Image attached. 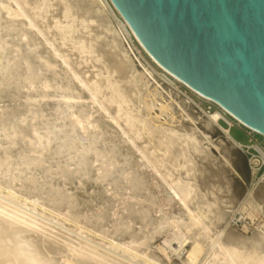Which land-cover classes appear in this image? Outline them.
<instances>
[{
	"label": "bare ground",
	"instance_id": "6f19581e",
	"mask_svg": "<svg viewBox=\"0 0 264 264\" xmlns=\"http://www.w3.org/2000/svg\"><path fill=\"white\" fill-rule=\"evenodd\" d=\"M51 1L0 0V264H161L158 236L190 245L184 264H264V192L242 204L262 216L244 237L221 228L224 197L205 175L222 146L209 127L234 142L235 118L219 107L202 130L109 0Z\"/></svg>",
	"mask_w": 264,
	"mask_h": 264
},
{
	"label": "water",
	"instance_id": "95a60500",
	"mask_svg": "<svg viewBox=\"0 0 264 264\" xmlns=\"http://www.w3.org/2000/svg\"><path fill=\"white\" fill-rule=\"evenodd\" d=\"M145 52L264 137V0H109Z\"/></svg>",
	"mask_w": 264,
	"mask_h": 264
},
{
	"label": "rangeland",
	"instance_id": "374dc122",
	"mask_svg": "<svg viewBox=\"0 0 264 264\" xmlns=\"http://www.w3.org/2000/svg\"><path fill=\"white\" fill-rule=\"evenodd\" d=\"M50 2L52 1L50 0ZM113 10L115 13V16H112L113 23L117 25L120 23L121 17L114 8ZM44 11V21H50L57 15L54 7H48ZM122 22L123 21H121L120 23L121 25ZM135 46L139 50L142 59L149 62L151 66L155 68L156 72L159 74L157 75V78L161 83H163L162 85L164 88L171 89L174 95L178 94L182 97H184V95H187L188 97H190L191 100L187 105V109L193 116L199 118V127L202 128V130H206L204 121H206L208 114L221 109L213 102L198 97L197 94L192 92L181 82H176V85L172 86L163 81L161 79V75L162 73L165 74V72L162 71L149 58V56L141 50L138 45L135 44ZM134 52L136 53V51ZM71 53L72 52L70 51V54ZM74 54L75 55L72 56V59L75 61H79L75 51ZM77 65L78 64L76 63V66ZM79 67L84 72L86 71L88 73L92 70V68H89L88 65L84 64H81ZM87 68H89L90 71L85 70ZM224 117L230 123L227 126V129L234 142L228 141L217 125L212 124L209 127L207 134L210 135L213 140H215V144L219 140H221L222 146H218L219 150H216V148H212V159H210L211 162H207L208 164L205 162V175L209 176V178H211V180L215 182L216 187H218L219 189L222 188L220 190L217 189L216 195L224 197L222 198L223 200L221 199L224 202L222 205L223 207H226L225 210L226 212H228V216H226L225 222L222 224L221 228L230 229L231 231H234L238 235L244 237H250L261 224L262 216L259 213L255 214L254 217L248 216L247 212L244 211V207H242V204L249 194L258 196L260 193L264 192V167H261L260 160L257 161L256 158H252L250 155H247L246 150L248 147L250 148L251 146H258V148L260 147L259 149L264 151V137L244 126L229 115L225 114ZM225 158L229 159L231 167H227L223 163ZM214 172H216L217 174L215 175ZM202 183L203 182L201 181L198 182V184H201V187L204 186ZM228 186L229 191H227L226 193L225 190ZM225 195H232V202H228L229 200L225 198ZM163 238L164 236H158L155 240L152 241L150 247V249L153 247L151 250H153L154 253L161 259V264H184L186 261L185 259L187 256V251L190 249V245L187 244L181 249L177 250L178 245L177 241H175L173 247L168 248L167 246H165V244H163ZM159 246H161L165 250L166 255L156 248Z\"/></svg>",
	"mask_w": 264,
	"mask_h": 264
},
{
	"label": "built area",
	"instance_id": "2783aa9c",
	"mask_svg": "<svg viewBox=\"0 0 264 264\" xmlns=\"http://www.w3.org/2000/svg\"><path fill=\"white\" fill-rule=\"evenodd\" d=\"M121 21H123L122 18H121ZM121 21H120V23H121ZM126 42L133 48V51H136L135 54H137L141 58V60L143 61L141 54H140L139 50L136 48L135 44L138 45L143 52H144V50L142 49V46L138 43V41L136 40L134 35L131 33V31H129V33L126 34ZM246 153H247V155H250L252 158H256L257 161L260 160L261 161V167H264V151L263 152L259 151L258 146H251L250 148L248 147L246 150Z\"/></svg>",
	"mask_w": 264,
	"mask_h": 264
}]
</instances>
